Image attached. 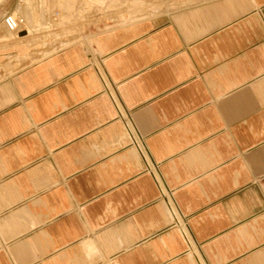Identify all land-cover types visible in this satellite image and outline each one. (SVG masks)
Segmentation results:
<instances>
[{
  "label": "crops",
  "instance_id": "obj_1",
  "mask_svg": "<svg viewBox=\"0 0 264 264\" xmlns=\"http://www.w3.org/2000/svg\"><path fill=\"white\" fill-rule=\"evenodd\" d=\"M42 1L0 0V264H264V0Z\"/></svg>",
  "mask_w": 264,
  "mask_h": 264
},
{
  "label": "rangeland",
  "instance_id": "obj_2",
  "mask_svg": "<svg viewBox=\"0 0 264 264\" xmlns=\"http://www.w3.org/2000/svg\"><path fill=\"white\" fill-rule=\"evenodd\" d=\"M153 1H157L158 3L160 2V0H143L142 2L143 3H149V2H153ZM26 2H27V0H26ZM42 2H44V0L42 1ZM51 2V0H46V4H49ZM51 4V3H50ZM50 4L48 5V8H49V6H50ZM141 11L139 12H136V11H134L133 12V14H130V15H132L131 17H130V19H133V18H138V17H142V16H146V15H149V14H151V12H154V11H152V10H154V8L155 7H152V6H150V4H146V5H141ZM52 8V7H51ZM107 9V8H106ZM143 9V10H142ZM158 9V8H157ZM156 9V10H157ZM116 10H117V8H116ZM150 10H151V12H150ZM155 10V11H156ZM115 12H117V11H115ZM101 13V12H100ZM112 13H113V11H111V12H109V15H112ZM54 13H52L51 14V16L53 15ZM106 15L108 14V12H106L105 13ZM115 15V14H114ZM20 17H23L26 21H27V19L24 17V16H22V15H20ZM123 18V17H122ZM120 19V18H119ZM121 20V19H120ZM65 29H67L66 31H72V30H76L75 28H73V26H71L70 24H67L65 27H64ZM69 29V30H68Z\"/></svg>",
  "mask_w": 264,
  "mask_h": 264
},
{
  "label": "built area",
  "instance_id": "obj_3",
  "mask_svg": "<svg viewBox=\"0 0 264 264\" xmlns=\"http://www.w3.org/2000/svg\"><path fill=\"white\" fill-rule=\"evenodd\" d=\"M3 22L8 30L15 32L18 28V22H22V19L20 18L18 21L12 13H8L3 17Z\"/></svg>",
  "mask_w": 264,
  "mask_h": 264
},
{
  "label": "bare ground",
  "instance_id": "obj_4",
  "mask_svg": "<svg viewBox=\"0 0 264 264\" xmlns=\"http://www.w3.org/2000/svg\"><path fill=\"white\" fill-rule=\"evenodd\" d=\"M143 10V9H142ZM80 11V10H79ZM80 14V13H79ZM75 19V18H74ZM70 20V19H69Z\"/></svg>",
  "mask_w": 264,
  "mask_h": 264
}]
</instances>
